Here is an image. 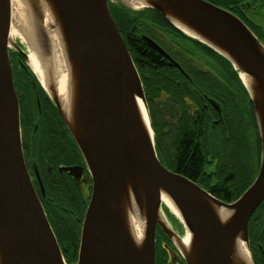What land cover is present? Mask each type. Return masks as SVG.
<instances>
[{"label": "water", "instance_id": "95a60500", "mask_svg": "<svg viewBox=\"0 0 264 264\" xmlns=\"http://www.w3.org/2000/svg\"><path fill=\"white\" fill-rule=\"evenodd\" d=\"M48 1L77 68L75 121L60 104L52 73L49 92L21 45L14 50L23 56L75 139L92 177V194L78 258L68 263L25 162L21 107L8 42L11 1L0 0V264H156L158 226L187 264H235L238 239L246 243L249 263L254 264L248 226L264 199V44L238 16L208 0H148L142 7L125 0ZM109 3L131 10L155 9L180 30L174 19L182 22L209 42L190 36L219 52L238 71L255 106L262 151L256 179L235 201L219 199L159 159L143 83ZM145 39L159 49L150 38ZM43 46L48 58L47 44ZM241 73L251 78V88ZM139 99L147 108L152 137L139 116ZM66 169L73 173L75 167ZM128 182L135 193L137 186L142 188L145 199L147 230L142 247L136 245L126 225L122 194ZM162 192L180 211L183 234L189 231L193 237L196 251L191 257L175 245L174 237L182 235L161 216ZM221 211L227 212L226 219Z\"/></svg>", "mask_w": 264, "mask_h": 264}, {"label": "flooded vegetation", "instance_id": "af4514ba", "mask_svg": "<svg viewBox=\"0 0 264 264\" xmlns=\"http://www.w3.org/2000/svg\"><path fill=\"white\" fill-rule=\"evenodd\" d=\"M228 4V8L216 5L238 16L264 44V0ZM109 8L140 74L148 106L155 112L152 121L169 133L174 168L164 165L219 199L235 201L256 179L262 151L255 106L238 71L219 52L177 28L155 9L130 10L115 3H109ZM10 58L21 107L25 162L62 248L68 239L61 237L54 214H66L80 240L92 177L39 80L27 70L20 54L11 50ZM18 63L22 73L16 72ZM195 127L198 133L192 142L202 154V165L192 178L179 171L177 149L184 134L194 132ZM74 167L73 173L66 169ZM51 187H70V201L54 196ZM248 230L254 264H264V199L250 216ZM160 231L158 226L156 264H187L170 238L163 232L158 235Z\"/></svg>", "mask_w": 264, "mask_h": 264}, {"label": "bare ground", "instance_id": "6f19581e", "mask_svg": "<svg viewBox=\"0 0 264 264\" xmlns=\"http://www.w3.org/2000/svg\"><path fill=\"white\" fill-rule=\"evenodd\" d=\"M11 19L9 28V46L14 49L15 45H21L26 52L27 60L33 71L40 78L49 92L48 77L52 73L53 81L60 104L71 121L76 120L75 95L77 92L76 72L67 41L64 37L58 16L53 12L48 0H10ZM135 7H142L148 0H125ZM36 6L39 8L36 9ZM42 18V33L39 22ZM177 26L189 35L199 37L208 41L193 28L174 19ZM45 35V37L43 36ZM209 42V41H208ZM44 44H47L49 57L45 56ZM51 69V70H50ZM241 78L245 85L252 87V80L247 74L241 73ZM139 116L145 126L146 131L152 137V129L148 111L141 99L137 100ZM126 192L122 194L123 211L127 220V228L138 247H142L146 238V206L142 188L137 186L135 193L133 187L128 182ZM173 213L181 218L180 211L174 201L165 192L161 194V216L165 221H170L166 213ZM221 216L226 219L227 212L221 211ZM171 224V223H170ZM193 237L189 231L180 237H174V243L185 257L194 255L196 248L193 246ZM249 251L246 243L238 239L235 244L234 263L250 264Z\"/></svg>", "mask_w": 264, "mask_h": 264}, {"label": "trees", "instance_id": "16d2710c", "mask_svg": "<svg viewBox=\"0 0 264 264\" xmlns=\"http://www.w3.org/2000/svg\"><path fill=\"white\" fill-rule=\"evenodd\" d=\"M215 4H218L222 7L228 8L229 2L232 3H241L242 0H210ZM242 83V82H241ZM30 100V99H29ZM31 104V101H29ZM150 112L152 120L154 118L155 112L152 111L151 106ZM153 129L155 132V146L159 159L167 167L174 168V165L170 162V155L172 152L171 145L169 143V133L166 130V127H157L152 121ZM198 127H195L194 132H187L183 136V140L180 141L179 147L177 149V160L180 164L179 171L188 175L189 177L195 178L199 173V170L202 165V154L199 151L198 146L195 147V143L192 142V138L198 133ZM256 134V129L254 135ZM70 187H51L52 194L54 196H63V199L67 198L69 201V194L73 192L70 191ZM54 218L57 224V229L64 239H68L62 247L63 254L68 263H73L78 258L79 242L78 239L79 233L73 224V221L64 214L63 217L54 214Z\"/></svg>", "mask_w": 264, "mask_h": 264}, {"label": "rangeland", "instance_id": "374dc122", "mask_svg": "<svg viewBox=\"0 0 264 264\" xmlns=\"http://www.w3.org/2000/svg\"><path fill=\"white\" fill-rule=\"evenodd\" d=\"M114 4V3H113ZM115 4H117V3H115ZM117 5H119V4H117ZM120 6H122V5H120ZM124 7V6H123ZM124 8H126V7H124ZM126 9H128V8H126ZM140 9H144V8H140ZM140 9H138V10H140ZM131 10V9H130ZM13 50V52H15V55H18V54H20L19 52H17L16 50H14V49H12ZM21 55V54H20ZM21 57H22V59H23V61H24V64H26V61H25V59L23 58V56L21 55ZM27 67V66H26ZM21 69V66H20V64L18 63L17 64V71L16 72H18V73H22V70H20ZM27 70L31 73V74H33V75H35L32 71H31V69L29 68V67H27ZM37 78V77H36ZM46 92V91H45ZM149 111H150V109H149ZM150 115H151V112H150ZM151 121H152V117H151ZM152 126H153V124H152ZM154 135H155V132H154ZM62 208V207H61ZM166 215H167V217L169 218V220H170V222H171V224L173 225V228H174V230H175V232H177V233H179L180 235H182L183 234V226H182V224H181V222H180V220H179V218L177 217V216H175L173 213H170V212H168L167 211V213H166ZM163 231H160L159 232V234L158 235H161V233H162ZM164 233V232H163ZM165 234V233H164ZM156 235H157V233H156ZM173 249V248H172ZM169 251H171V249H169ZM170 254V253H169ZM171 258V257H170Z\"/></svg>", "mask_w": 264, "mask_h": 264}]
</instances>
